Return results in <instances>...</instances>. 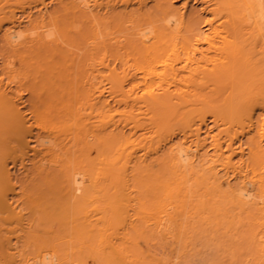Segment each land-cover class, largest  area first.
<instances>
[{"label": "bare ground", "instance_id": "1", "mask_svg": "<svg viewBox=\"0 0 264 264\" xmlns=\"http://www.w3.org/2000/svg\"><path fill=\"white\" fill-rule=\"evenodd\" d=\"M174 1L0 0V264H264V0Z\"/></svg>", "mask_w": 264, "mask_h": 264}, {"label": "rangeland", "instance_id": "2", "mask_svg": "<svg viewBox=\"0 0 264 264\" xmlns=\"http://www.w3.org/2000/svg\"><path fill=\"white\" fill-rule=\"evenodd\" d=\"M182 2H183V0H175L173 2V7L175 9L176 8L178 9L179 7H181ZM187 6H188L187 7L188 10L186 9L187 13L192 9H198L200 7V6L198 7L197 4L195 5L193 0H191ZM207 118L209 120L210 117L208 116ZM208 120H207V124L211 125V123ZM201 234L202 233L191 232L186 236V238L183 236L180 237V235L178 236L177 234H174L173 237H175V238L172 237L173 240H175V241H173V249H172V251H174V252H172L170 249L164 250L162 248H159V246L156 247V244L154 242L150 243L152 241H150L149 239H147V241H146V239H145V241H143V238H139V239H137L139 241L137 244L138 245L141 244L140 245L141 248L140 249L137 248V250L138 249L140 250V255L142 253L141 256H144V255L146 256L147 254H149L148 250H149V252L153 253V250L150 249V247H152L150 244H152L154 246L153 249H155V251H156L155 256L156 255L158 257L161 256V258H159V259L163 263L166 262L165 264H167V262H168V264H174V263L175 264H253V262H255V261H253L254 260L253 259V253H251V250H248L249 247H248V249L246 248L247 244L241 243V242H244V241H242V239H244L243 237L241 239L240 237H238L239 235L238 236L236 235L237 237H234L233 239H239L240 238L241 240L240 241L237 240L239 242L233 240V241H235L233 243L231 238L228 235H224L222 232H221V235L218 233L216 235V238L213 237L214 240L210 236L206 237L205 235H203V234L201 235ZM194 235H196V236H194ZM222 235H223V237L226 236L225 240H224V238L221 237ZM188 238H190V239H188ZM208 239H210V240H208ZM140 242H143V243H140ZM144 242H145V244H147V246L148 245L149 246L148 247L145 246ZM217 244H219V245H217ZM144 246H145V248H143ZM159 250L160 251L163 250V251H161V252H163V256L161 255L162 253H160ZM229 251H230V254H229ZM164 252L166 254L169 253L168 256L166 254H164ZM164 255H166L167 257ZM157 256H156V258H157ZM163 257L167 258L168 260L165 258H164L165 260L162 259ZM232 258L233 259L237 258V259L234 260V262H232L233 261V260L231 261ZM250 258H251V260H250ZM88 264H93V263L91 260H88Z\"/></svg>", "mask_w": 264, "mask_h": 264}]
</instances>
